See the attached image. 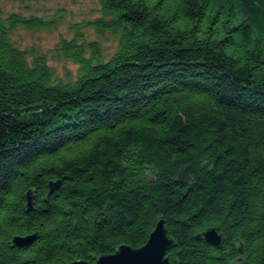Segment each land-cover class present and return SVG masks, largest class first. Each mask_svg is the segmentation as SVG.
Masks as SVG:
<instances>
[{"label":"trees","instance_id":"obj_1","mask_svg":"<svg viewBox=\"0 0 264 264\" xmlns=\"http://www.w3.org/2000/svg\"><path fill=\"white\" fill-rule=\"evenodd\" d=\"M98 1L120 46L62 41L73 83L10 39L45 21L0 18V264H92L161 219L171 264H264V0Z\"/></svg>","mask_w":264,"mask_h":264},{"label":"rangeland","instance_id":"obj_2","mask_svg":"<svg viewBox=\"0 0 264 264\" xmlns=\"http://www.w3.org/2000/svg\"><path fill=\"white\" fill-rule=\"evenodd\" d=\"M13 15L47 23L34 29L18 24L10 39L15 47L28 53V61L33 56L42 57L56 81L73 83L81 75L80 63L64 58L58 51L62 41L84 44L83 55L87 59L91 56L88 45L94 44L102 62L120 46V32L99 33L92 25L102 17L98 0H0V18L5 20Z\"/></svg>","mask_w":264,"mask_h":264},{"label":"water","instance_id":"obj_3","mask_svg":"<svg viewBox=\"0 0 264 264\" xmlns=\"http://www.w3.org/2000/svg\"><path fill=\"white\" fill-rule=\"evenodd\" d=\"M188 178L187 174H179V179ZM59 183H49V190L53 192L58 189ZM28 209H30L31 197L26 196ZM197 238L206 243L220 247L223 243V237L216 229H209L197 235ZM35 234L28 236H15L12 239V245L16 247H28L35 240ZM174 246V241L168 235L164 221L161 219L155 225L150 233L147 242L140 248H133L129 245L119 246L113 253L99 256L92 264H171L167 252ZM68 264H90L84 260H75Z\"/></svg>","mask_w":264,"mask_h":264},{"label":"bare ground","instance_id":"obj_4","mask_svg":"<svg viewBox=\"0 0 264 264\" xmlns=\"http://www.w3.org/2000/svg\"><path fill=\"white\" fill-rule=\"evenodd\" d=\"M52 182V181H51ZM59 183L60 184V181L58 180V181H53V183ZM50 183V182H49ZM48 187H49V184H48ZM26 196H29V197H31L30 196V194H26ZM26 200H27V198H26ZM27 204H28V201H27ZM30 204H31V200H30ZM32 205V204H31ZM32 209V207H30V209H28V206H27V211H30ZM25 236H28V235H25ZM22 237H24V236H22Z\"/></svg>","mask_w":264,"mask_h":264}]
</instances>
